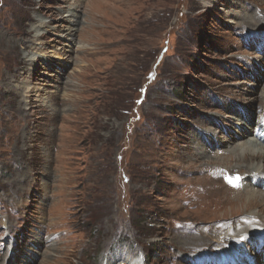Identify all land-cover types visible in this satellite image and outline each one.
Returning <instances> with one entry per match:
<instances>
[{"label": "rangeland", "instance_id": "rangeland-1", "mask_svg": "<svg viewBox=\"0 0 264 264\" xmlns=\"http://www.w3.org/2000/svg\"><path fill=\"white\" fill-rule=\"evenodd\" d=\"M263 18L264 0H0V264H217L232 242L253 256L261 219L214 231L264 207L242 196L249 168L212 146L230 169L198 175L193 137L222 142L264 111Z\"/></svg>", "mask_w": 264, "mask_h": 264}, {"label": "bare ground", "instance_id": "bare-ground-1", "mask_svg": "<svg viewBox=\"0 0 264 264\" xmlns=\"http://www.w3.org/2000/svg\"><path fill=\"white\" fill-rule=\"evenodd\" d=\"M74 7H69L66 9L65 12H67L68 19L66 20V27L67 30H64V38L65 40L69 43L70 41V36L72 35L71 31L74 30L75 27V22L77 20L74 18ZM232 16V15H231ZM231 18V17H230ZM250 19L255 20L253 16H249ZM232 19V18H231ZM264 19V18H263ZM262 19V20H263ZM45 21V20H44ZM252 21V20H251ZM47 24V22H43V20L39 19L36 24L33 26V31L35 33V38L29 43L30 46H32L38 37L42 34V28L43 26ZM55 27V26H53ZM262 27V25H261ZM40 30L41 34H40ZM256 43L261 47V50L264 52V26L256 33ZM32 56V55H31ZM42 57L39 58L41 60H44L47 55L42 54ZM33 59V57H32ZM29 59V60H32ZM38 58H36L37 60ZM31 64V63H30ZM264 71V67L262 69ZM258 76L256 79L260 78L263 74L261 72V69L257 71ZM261 76H260V75ZM29 88H27L23 93L25 96H27V92ZM259 93L261 95V103L259 105L264 106V86L259 89ZM24 96V95H23ZM250 105L246 107L244 115H240L239 119L236 117V120H240L241 124L238 123V121L233 120L227 121L229 125H224V132L226 133L227 139L224 141H220L217 139V135L215 132L216 130H212L211 128L204 129L203 135L195 136L193 137L195 141V144L197 145V148L201 149V153L203 154L201 159L203 160V164H209L205 165L200 168V170L197 171L198 175H206L208 177H213L214 179L217 180H222L220 179L219 175L217 174L218 171H221V174L225 175L226 172L229 171L230 168H226L221 166H213L211 165L209 158L210 156L214 154H219L223 156H228L229 155V160L233 163L234 162V167L238 166H247L249 169L246 171H241L239 174V179L238 182H241L243 185L242 192L244 195V198L247 199V203L251 205L254 202H258V200L264 201V140H259L263 136L261 134L264 133V111L260 110L257 113V109ZM215 122L218 123V121L215 119ZM236 134V135H235ZM259 134V136H256ZM200 136H206V140H202ZM259 138V139H257ZM237 139V141H236ZM212 146H217L221 148L220 153L213 152L212 155H209V151L211 150ZM198 151V150H197ZM223 177V176H222ZM228 189V188H227ZM230 190V189H228ZM239 193V191H238ZM245 201V200H244ZM246 202V201H245ZM262 203V202H261ZM257 204V203H256ZM247 205V209L248 206ZM252 206V205H251ZM254 213V212H253ZM254 214H257V216H254V218H245L244 216L242 217H237L230 222L227 223L226 221L222 223L221 221L216 224V231L217 229L221 228H233L236 227V225L240 224H246L243 226L242 231H239L237 234L239 235H244V236H249L251 233L254 232L252 230V226L248 225V222H257L258 218L261 219L260 223L263 225L264 224V207L261 206L259 207V210L255 212ZM263 215L262 217L260 216ZM225 224V225H224ZM251 237V236H250ZM227 234L224 233L223 236L220 238L223 242L227 241ZM248 245L252 246L254 249H258L259 246V241H261L262 245H264V231L262 234H258L255 236H252L251 238H248ZM237 242H232L230 245L225 250H222L218 252V255L216 256V259H218V262H221L224 264V261L227 260L228 262L231 260L236 261V263H240L243 259H250L251 262L254 264H258L257 258L255 256H250L244 248V250H238L241 245L236 244ZM249 250V248H248Z\"/></svg>", "mask_w": 264, "mask_h": 264}, {"label": "water", "instance_id": "water-1", "mask_svg": "<svg viewBox=\"0 0 264 264\" xmlns=\"http://www.w3.org/2000/svg\"><path fill=\"white\" fill-rule=\"evenodd\" d=\"M118 264H125L124 262H119Z\"/></svg>", "mask_w": 264, "mask_h": 264}]
</instances>
